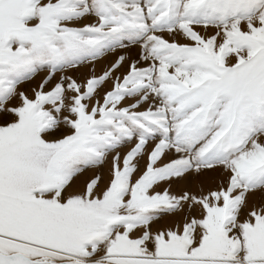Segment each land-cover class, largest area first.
<instances>
[{
  "label": "snow or ice",
  "instance_id": "1",
  "mask_svg": "<svg viewBox=\"0 0 264 264\" xmlns=\"http://www.w3.org/2000/svg\"><path fill=\"white\" fill-rule=\"evenodd\" d=\"M0 264H264V0H0Z\"/></svg>",
  "mask_w": 264,
  "mask_h": 264
},
{
  "label": "rangeland",
  "instance_id": "2",
  "mask_svg": "<svg viewBox=\"0 0 264 264\" xmlns=\"http://www.w3.org/2000/svg\"><path fill=\"white\" fill-rule=\"evenodd\" d=\"M39 78H37V81L33 82L32 86H35V83H38Z\"/></svg>",
  "mask_w": 264,
  "mask_h": 264
}]
</instances>
